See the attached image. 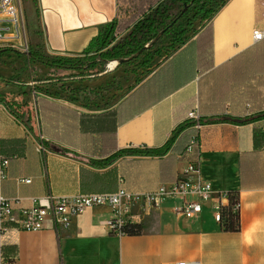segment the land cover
<instances>
[{
    "label": "crops",
    "instance_id": "0c3cea01",
    "mask_svg": "<svg viewBox=\"0 0 264 264\" xmlns=\"http://www.w3.org/2000/svg\"><path fill=\"white\" fill-rule=\"evenodd\" d=\"M23 1L27 29L34 33L31 43L40 44L51 60L62 62L85 58V50L101 30L115 20L134 16L129 7L136 2ZM210 23L212 32L200 41V54L194 47L180 61V67L188 72L187 80L120 124L118 114L112 112ZM210 23L124 97L115 89L119 74L116 61L107 65L99 62L106 71L95 80H90L83 67L76 78L60 80L67 69L50 67L44 72L56 78L41 81L45 84L41 91L17 81H0V86H15L0 90V100L32 115L29 128L0 103V160L10 161L7 177H0V195L13 200L17 211L29 209L35 200L47 196L65 198L119 189L155 192L175 182L188 164L196 162L203 180L215 192L203 204L202 213L190 221L175 212L178 200L145 211L134 205L128 219L142 226L139 235L112 233L107 223L113 215L108 207L88 209L71 218L67 227L57 226L48 217L40 231L12 229L5 236L0 232V248L9 264H264V119L245 125H202L197 134L199 147L179 152L170 165L164 161L171 151L162 158L124 155L110 159L118 151L164 146L175 137L177 128L189 122V113H199V93L203 98L199 115L204 119L264 113V38L255 42L253 36L254 30L264 33V0H228ZM202 76L205 78L199 87ZM71 87L77 94L70 98ZM86 91H94L100 100L93 107L83 101ZM44 143L71 155L53 151ZM21 178L32 182L20 183ZM231 191L237 192L240 202L237 232L221 229L212 211L219 200L228 204L227 199L217 196Z\"/></svg>",
    "mask_w": 264,
    "mask_h": 264
},
{
    "label": "trees",
    "instance_id": "16d2710c",
    "mask_svg": "<svg viewBox=\"0 0 264 264\" xmlns=\"http://www.w3.org/2000/svg\"><path fill=\"white\" fill-rule=\"evenodd\" d=\"M195 1L200 0H136L137 13L134 14L128 20H115L109 26L101 30L100 34L94 38L87 50H85L86 57L75 60L79 64L90 60L93 63L100 62L103 65H107L112 61H119L129 59L124 64H129L140 59V57L146 53H149L162 39L159 38L152 47L145 48V46L151 44L160 32H164L162 36H168L176 34L177 26L175 20L185 12V6L194 5ZM228 1V0H227ZM227 1L221 6V8L227 3ZM220 10V9H219ZM218 10V11H219ZM209 11V10H208ZM207 11V12H208ZM216 11V13L218 12ZM215 13V14H216ZM183 17V16H182ZM141 18V19H140ZM139 20V21H138ZM210 23V22H209ZM179 24V27L182 25ZM212 32V24L197 37L185 50H183L177 57L166 64L161 70L155 73L149 80H147L139 89H137L128 99H126L116 111L119 117V123H125L132 119L135 115L141 113L152 104L158 102L169 94L173 93L179 88L185 80H187V70L180 67V61L182 58L191 52L196 47L200 54V41ZM126 33L122 38L118 40L121 34ZM202 47V45H201ZM203 50V49H202ZM141 51L140 54H138ZM15 50L6 48L0 50V58L14 53ZM92 53L95 55L90 56ZM200 58V56H199ZM198 58V60H199ZM30 60L41 61L35 54L31 52ZM74 61L62 62L61 60H52L51 62L42 61L49 67L61 68V69H79L81 66H73ZM183 66V65H182ZM185 67V66H184ZM206 76V75H205ZM205 76H202L199 80V87L204 81ZM4 80L0 77V81ZM0 103H4L10 113L18 120L22 121L27 127L32 128V115L29 110L19 112L18 108H15L14 104L0 100ZM203 111V98L199 93V113ZM224 111V109H220ZM88 118H94L96 116H87ZM264 119V113L256 115V117L246 118H227V117H213L211 119L200 118V125L218 124V123H232L236 125H245L257 120ZM196 121L189 120L186 124L180 126L175 131V137L169 140L164 146L160 148H139L118 151L110 159H117L124 155L127 156H141V157H159L162 158L167 155L168 152H172L164 163L170 165L174 163L176 154L179 152L184 153L190 144L191 139L196 136L200 130L195 129ZM193 127V128H189ZM189 129L188 131H186ZM186 131V132H185ZM181 135L179 140L177 138ZM177 141V142H176ZM176 144V145H175ZM45 147L59 152L64 155H71L68 150L60 149L54 145L44 143ZM175 145V146H174ZM174 146V147H173ZM162 161V159L160 160ZM93 165H96L95 163ZM229 203L224 208L219 226L221 229L229 232H237L240 230V216L239 213H235L232 209L236 201L239 200L237 192H228ZM123 231L125 235H139L142 232V226L140 224H133L128 222Z\"/></svg>",
    "mask_w": 264,
    "mask_h": 264
},
{
    "label": "built area",
    "instance_id": "2783aa9c",
    "mask_svg": "<svg viewBox=\"0 0 264 264\" xmlns=\"http://www.w3.org/2000/svg\"><path fill=\"white\" fill-rule=\"evenodd\" d=\"M254 41L260 42L264 33L254 30ZM20 40V41H18ZM0 44L16 47L20 45L24 52L30 50L27 21L23 0H0ZM14 45V46H13ZM189 120L196 121L195 129L202 127L199 123L198 111L189 113ZM264 131V128H263ZM199 147V137L194 136L187 147L188 152ZM8 159L0 160V177L5 179L9 169ZM20 183L30 184L31 179H19ZM215 192L210 183L202 178L199 162L190 163L181 172L180 177L169 185L160 186L155 192L131 193L119 189L114 193L80 194L72 197L55 198L47 196L35 200L29 209L17 211L13 200L0 195V232L5 236L12 229L18 231L36 232L44 228L48 217H51L57 226L67 227L71 218L82 214L88 209L108 207L112 211V219L107 223L112 233L124 236L123 227L130 222L131 210L134 205H140L141 210L159 207L171 200H178L180 205L175 207V212L186 220L196 219L203 211V204L208 202ZM224 197L228 200V193L219 194L218 199ZM228 205V204H227ZM220 200L212 208L214 219L221 221L224 208L227 207ZM235 213L240 212L239 200L232 207ZM0 264H9L0 248ZM177 264H188L180 262Z\"/></svg>",
    "mask_w": 264,
    "mask_h": 264
},
{
    "label": "rangeland",
    "instance_id": "374dc122",
    "mask_svg": "<svg viewBox=\"0 0 264 264\" xmlns=\"http://www.w3.org/2000/svg\"><path fill=\"white\" fill-rule=\"evenodd\" d=\"M226 1L227 0L195 1L194 5H189L183 15L181 14L175 20V25L177 26L175 32L176 34L161 36V42L152 48L149 53L142 55L139 60L129 64H120L116 71L119 72L117 85L115 87L118 96L124 97L130 92V90L134 89L138 84L143 82L148 75L157 70L166 60L171 58L179 49L188 44L195 37V35L211 21L216 11L221 9V6ZM136 5H138L137 2H135L134 5H130L129 10L131 11V15L137 13ZM179 24H181L182 27H179ZM33 36L34 33L28 31V38L30 42L29 53L24 52L22 47L18 44L16 47H11V45L7 44H0V50L6 48L15 50L14 53L7 54L0 58V77L5 79V81L9 80V83H11V81H17V84H26L29 86V88H34L35 86V88H38L41 91L45 90V84H42L41 81L49 80L50 78L55 79L56 76L54 74L49 76L47 75V72H44L50 71L51 69H49L50 67H48L46 64H43L42 61L51 62L52 60L45 54L40 44L37 43V45L35 43H31L34 42L32 40ZM31 52L35 54L41 61L30 60L29 58ZM72 64L73 66L79 65L85 68L86 73H88L90 76V80L101 78L103 73L106 71V69L103 68L99 62L93 63L90 60H87L81 64L75 61ZM42 71L44 73H42ZM65 72L66 73L63 72L64 75H60L63 77L57 78L60 80H72L77 77L76 74L78 69H67ZM34 83H36L38 87H36ZM129 84L130 87L128 86ZM13 88H15L14 85L0 86V90L3 92L4 90H12ZM70 90H72V87L68 90L69 97L71 98L72 95L75 96L77 93L74 89L72 91ZM96 95L97 94L94 91L84 92L82 94L84 103L93 107L96 102L100 101ZM203 173L205 174V170H203ZM219 181H223L222 177H219Z\"/></svg>",
    "mask_w": 264,
    "mask_h": 264
},
{
    "label": "water",
    "instance_id": "95a60500",
    "mask_svg": "<svg viewBox=\"0 0 264 264\" xmlns=\"http://www.w3.org/2000/svg\"><path fill=\"white\" fill-rule=\"evenodd\" d=\"M186 8H187V6H185L184 10H186ZM163 34H164V32H160V33L158 34V36L155 38V40H154L151 44L145 46L144 49L152 47V45H153L155 42H157V41L159 40V38H160ZM140 53H141V51H140L138 54H140ZM128 61H129V59L119 60V61H117V64H118V65H120V64H124V63H126V62H128Z\"/></svg>",
    "mask_w": 264,
    "mask_h": 264
},
{
    "label": "bare ground",
    "instance_id": "6f19581e",
    "mask_svg": "<svg viewBox=\"0 0 264 264\" xmlns=\"http://www.w3.org/2000/svg\"><path fill=\"white\" fill-rule=\"evenodd\" d=\"M112 66H115V64H114V65H112Z\"/></svg>",
    "mask_w": 264,
    "mask_h": 264
}]
</instances>
